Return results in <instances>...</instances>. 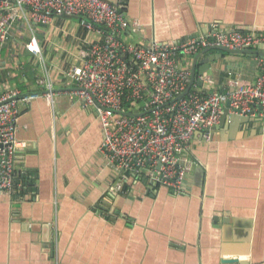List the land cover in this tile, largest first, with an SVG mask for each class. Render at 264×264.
<instances>
[{"label": "crops", "instance_id": "1", "mask_svg": "<svg viewBox=\"0 0 264 264\" xmlns=\"http://www.w3.org/2000/svg\"><path fill=\"white\" fill-rule=\"evenodd\" d=\"M122 11L128 22L122 36L131 43L206 36L212 24L264 30V0H125ZM87 23L70 16L39 25L43 61L22 45L1 51L9 62L0 69V87L43 91L37 80L46 69L54 94L53 104L42 95L19 103L17 137L26 146L16 152L14 170L31 189L0 193V264H264V119L229 135L215 130L209 140L194 134L181 193L149 189L108 165L97 149L95 107L67 94L62 71L80 45L104 32ZM26 64L34 81L20 70ZM229 70L253 81L256 60L226 53L208 70L211 85L221 86Z\"/></svg>", "mask_w": 264, "mask_h": 264}, {"label": "built area", "instance_id": "2", "mask_svg": "<svg viewBox=\"0 0 264 264\" xmlns=\"http://www.w3.org/2000/svg\"><path fill=\"white\" fill-rule=\"evenodd\" d=\"M122 7V0L115 4L107 0H0V69L9 62L1 51H13L15 45L43 61L36 30L55 17L81 16L88 26H102L101 38L86 48L80 45L76 60L62 71V80L71 86L67 94L95 107L102 130L97 149L109 166L180 194L193 165L189 150L194 134L209 140L210 129L219 123L225 108L227 115L264 119L263 56L254 57L253 81H243L229 70L216 87L206 71L197 77L201 85L194 80L184 94L193 56L210 46L264 51V30L223 31L212 24L206 36L131 43L122 36L128 23ZM11 40L13 45L8 46ZM43 73L37 80L44 86L40 92L0 87V193L21 196L20 192L31 189L14 170L16 152L26 146L17 137L19 103L29 104L42 95L53 104L54 81L46 69ZM113 186L122 189L121 183Z\"/></svg>", "mask_w": 264, "mask_h": 264}, {"label": "water", "instance_id": "3", "mask_svg": "<svg viewBox=\"0 0 264 264\" xmlns=\"http://www.w3.org/2000/svg\"><path fill=\"white\" fill-rule=\"evenodd\" d=\"M193 37V36H192ZM191 38V37H189ZM233 54V55H240V56H245L249 58H254L257 56H263L264 57V51L258 50V49H241V50H229L227 48H224L222 46H210L206 47L199 52H197L192 59V65H191V75H190V80L189 84L184 91V94H186L189 90L191 85L193 84L194 80L197 85H201V80L198 79L197 77L202 75L204 72L208 71L210 69V66L214 61L220 60L221 58L224 57V54ZM200 56H204L203 59H201L200 65H196V61ZM227 110L226 108L224 109V112L221 116V119L217 125H214L210 129V134H213L215 130H226L229 135L230 131H232L235 127H241L243 124H254L259 121L260 119H250L246 117H240L236 114H226ZM126 114H132L126 112ZM149 189H151V185H149ZM225 263H233V264H242L241 260L237 259H230L227 260Z\"/></svg>", "mask_w": 264, "mask_h": 264}, {"label": "trees", "instance_id": "4", "mask_svg": "<svg viewBox=\"0 0 264 264\" xmlns=\"http://www.w3.org/2000/svg\"><path fill=\"white\" fill-rule=\"evenodd\" d=\"M125 0H122V3L124 2ZM226 54H224V56H225ZM20 70L22 71V72H25V74H26V71L29 73V74H31L32 75V77H33V81L35 80L34 79V76H33V74L35 73V71L33 70V68H32V64L30 65V64H26V65H22V67L20 68ZM19 70V71H20ZM17 75H18V73H17ZM26 77H27V75H26ZM37 77V76H36ZM35 77V78H36ZM22 82H24L23 81V79H21V83ZM21 87V89H23V87L22 86H20ZM22 91H25V90H22ZM23 179H25L26 181H28L29 182V180H27L26 178H24V177H22ZM30 183V182H29Z\"/></svg>", "mask_w": 264, "mask_h": 264}, {"label": "flooded vegetation", "instance_id": "5", "mask_svg": "<svg viewBox=\"0 0 264 264\" xmlns=\"http://www.w3.org/2000/svg\"><path fill=\"white\" fill-rule=\"evenodd\" d=\"M226 54V53H225Z\"/></svg>", "mask_w": 264, "mask_h": 264}]
</instances>
